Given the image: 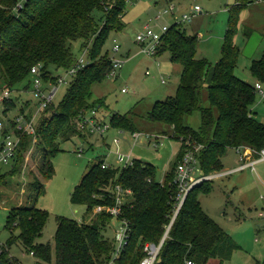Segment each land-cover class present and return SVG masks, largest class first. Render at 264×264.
Here are the masks:
<instances>
[{
	"label": "trees",
	"instance_id": "trees-1",
	"mask_svg": "<svg viewBox=\"0 0 264 264\" xmlns=\"http://www.w3.org/2000/svg\"><path fill=\"white\" fill-rule=\"evenodd\" d=\"M20 1L0 0V90L5 87L16 90L36 64L40 65L44 81L55 82L51 68L67 69L76 62L71 51L73 41L80 40L86 55L85 65L73 74L63 98L56 105L50 103L38 118L36 144L42 150L38 170L49 178L53 174L50 156L57 150L58 139L66 140L73 133H79L74 120L82 110L95 104L89 102L92 84L101 82L112 69V58L101 54V46L107 30L122 28L128 0ZM253 1L237 0L229 9V25L220 57L212 66L206 58L197 56L196 34H185L180 23H172L162 34L156 54L169 51L171 60L179 61L182 69L174 96L156 100L148 118L172 126V137L181 142L180 154L162 183L155 180L150 163L132 159V164L125 167L102 168L104 159L96 157L74 186L70 201L84 204L86 214H90L96 205L112 202L115 184L129 188L130 199L117 217L126 220L130 228L128 237L118 255L112 258L113 241L103 234L112 218L110 215L96 213L90 222L57 216L53 243L55 264H140L146 254L144 244L158 243L173 216L178 194L174 174L187 140L202 145L197 155L198 167L205 174L221 169V158L228 148L239 145L255 151L264 148V122L251 109L256 96L254 85L234 73L240 52L234 40L239 13ZM111 2L113 6L104 10L103 6ZM96 11L100 14L95 15ZM249 71L255 81L264 82V58L251 60ZM29 86L28 79L24 88ZM203 89L209 103L206 107L200 106ZM4 105V112H10L15 102L10 98ZM196 110L200 114L198 130L183 123L184 116ZM110 125L134 130L127 114H112ZM30 139L23 136L15 163L7 171L0 169V185L5 184L6 177L20 174ZM209 182L203 181L188 191L154 264H184L186 260L206 264L210 258H217L221 263L222 257L229 255L233 244L228 233L202 209L197 199L198 192L210 190ZM39 183L33 177V184L38 187ZM47 216V211L35 204L11 207L5 227L10 232L17 230V234L2 246L0 258L7 264L18 262L8 257V252L12 243L19 242L35 257V264H50L51 243L36 242Z\"/></svg>",
	"mask_w": 264,
	"mask_h": 264
},
{
	"label": "rangeland",
	"instance_id": "rangeland-1",
	"mask_svg": "<svg viewBox=\"0 0 264 264\" xmlns=\"http://www.w3.org/2000/svg\"><path fill=\"white\" fill-rule=\"evenodd\" d=\"M236 2L237 0L126 1L122 28L107 30L101 46L102 55L120 59L122 63L114 75H108L101 82L92 84L89 102H94L95 106L85 109L88 117L91 116V110H95V120L100 122L101 128L104 124L108 128L104 129L102 134L87 130L75 132L66 140L58 139L57 150L50 156L53 174L49 178L44 177L38 170L42 158L41 147L37 144L32 147L24 174L6 177L5 184L0 185L2 245L17 234V230L10 232L5 227L10 208L20 204H35L48 213L36 242L51 243L50 264H55L53 243L56 217L65 216L78 222H90L96 214L94 209L90 214H86L85 205L72 203L70 194L98 156L112 167H123L116 159L117 153L128 154L130 159L150 163L155 180L161 183L164 181L165 174L180 154L181 142L172 137L173 128L170 124L151 121L148 113L156 100L174 96L182 66L179 61L171 60L167 50L152 56L142 52L135 36L145 25L160 32L163 25L170 26L175 22V16L180 19L182 14L189 13L194 5H198L200 12L181 23V27L187 35L196 34L197 56L206 58L212 66L220 57L223 37L229 25V9ZM169 4L175 7L173 15L167 13L158 16ZM20 5L18 3V6ZM96 14L100 13L96 11ZM115 43L119 45L117 51L113 50ZM235 43L240 51L234 69L235 75L253 84L255 78L249 71L250 61L264 58V1H253L240 10ZM71 51L76 60H86L80 40L71 42ZM51 72L55 76L65 78L57 87L53 99L56 105L63 98L74 75H68L67 69L64 68H51ZM28 79L17 85L16 89H23ZM261 86L264 89V82H261ZM31 90L32 87H29L20 93L16 90L11 92L15 107L9 112L10 115H15L26 103H29V106L25 108L35 112L38 99ZM208 105L207 92L203 89L200 106ZM251 109L254 115L264 122V98L258 93ZM214 111L216 114L217 111ZM112 114H127L133 125L132 131L138 132L139 138L135 140L131 130L112 127ZM78 116L74 120L76 129ZM183 123L198 130L199 112L196 110L185 115ZM114 139H118V143H115ZM199 152L200 150H197L195 154L197 160ZM238 157L234 148H228L221 158V169L206 174L221 173L237 167ZM7 167L0 169L4 172ZM33 177L40 182L38 187L33 184ZM210 180V190L198 192L197 199L202 209L228 233L233 248L229 255L222 257L221 263L217 258H210L206 264H264V160L258 161L253 170L246 167L240 171L215 176ZM119 226L118 220L112 217L103 234L113 241L115 230H119ZM113 244L115 245L114 241ZM9 256L16 257L22 264H34V257L19 242L10 245Z\"/></svg>",
	"mask_w": 264,
	"mask_h": 264
},
{
	"label": "built area",
	"instance_id": "built-area-1",
	"mask_svg": "<svg viewBox=\"0 0 264 264\" xmlns=\"http://www.w3.org/2000/svg\"><path fill=\"white\" fill-rule=\"evenodd\" d=\"M256 2L264 1V0H255ZM113 6V3H108L103 6L104 10H108ZM174 5L169 4L166 8L161 10L158 14H167L171 13L173 15ZM200 12V7L198 5H194L189 13H184L181 15L180 19L174 17V23H183L186 20H189L196 14ZM169 26L163 25L161 31H155L149 25H145L139 33L136 34L135 40L137 43L141 45L142 52L146 53L147 55H156L157 47L159 46L160 39L162 34L168 29ZM115 41V40H114ZM119 49L118 44L113 45V50L117 51ZM112 69L108 75H114L117 68L120 67L122 61L120 59L112 58ZM86 63V60L80 58L77 59L76 62L67 68V74L73 75L78 69L82 68ZM148 74L149 72L146 71ZM107 75V76H108ZM29 87H32V92L34 96L38 99V105L35 112L32 113L31 110L25 108L29 106V103H26L25 107H22V111H18L15 115H10L9 111L4 112L5 105L4 102L11 98V92L14 89H9L7 87L2 88L0 90V105L2 109L0 110V167L8 166L10 167L12 164L15 163L16 152L18 151L19 145L21 143L23 136H30V148L24 153L23 163L20 174H24V169L26 164L29 160V156L32 150V147L37 142V134H36V126L38 122V117L41 115V112L53 102V99L56 95L57 87L60 83L65 81V78L62 76H56V81L51 82L44 81L41 71L40 65L36 64L33 65L29 70ZM163 81V80H162ZM256 93L260 95L261 98H264V89H262L261 83L259 81H255L253 83ZM28 87V88H29ZM27 88H23L21 90H17L18 93L21 91H25ZM79 113V120L77 124V129L79 131H89L94 132L97 131L98 133L102 134L104 129H107V125H103V128L100 126V122L95 120V110H91V116L88 117L86 115V110H82ZM132 137L139 138V133L133 131L131 133ZM115 143H118V139H114ZM186 148L179 160V163L176 165L175 174H174V182L178 187V194H177V204L174 210L173 216L169 224L167 225L165 232L158 243H150L147 242L144 244L143 250L145 251V256L141 259L140 264H154L155 258L158 254V251L161 247L162 242L164 241L165 237L167 236L168 230L170 228L171 223L173 222L186 194L188 191L195 185L214 178L215 176H219L231 171H240L246 167L254 169V165L258 161L264 160V148L260 149L259 151H255L252 148L246 145H239L235 147L236 153L238 154V161L239 164L237 167L223 171L221 173H210L205 174L203 173L198 167V160L196 158L197 150L202 148V145L199 143H193L187 140ZM80 150V149H79ZM116 159L118 163H122L123 167L132 164V159L130 156L123 155L117 153ZM101 167H110V165L103 162ZM132 192L129 188H124L119 184H115L112 189V202L110 204H103V205H96L94 209V213H105L110 215L113 218H116L120 215L122 206L126 203L131 196ZM259 215H262L259 213ZM118 220V219H117ZM119 230H115V234L113 237L114 251L112 253V258L116 257L119 251L122 249L126 242V238L128 237L130 228L125 219H119ZM2 244L0 243V253L2 251ZM32 254V253H30ZM12 264H20L19 262H12ZM184 264H193L192 261L186 260Z\"/></svg>",
	"mask_w": 264,
	"mask_h": 264
},
{
	"label": "crops",
	"instance_id": "crops-1",
	"mask_svg": "<svg viewBox=\"0 0 264 264\" xmlns=\"http://www.w3.org/2000/svg\"><path fill=\"white\" fill-rule=\"evenodd\" d=\"M113 40H115V39H113ZM234 40H235V37H234ZM252 60H254V59H252ZM235 73V72H234ZM30 254V253H29ZM31 256H33L32 254H30ZM12 257H14V256H12ZM34 257V256H33ZM14 258H16V257H14ZM17 259V258H16ZM18 260V259H17ZM35 261H36V259H35V257H34V264H35ZM18 262H20L19 260H18ZM21 263V262H20ZM22 264V263H21Z\"/></svg>",
	"mask_w": 264,
	"mask_h": 264
},
{
	"label": "water",
	"instance_id": "water-1",
	"mask_svg": "<svg viewBox=\"0 0 264 264\" xmlns=\"http://www.w3.org/2000/svg\"><path fill=\"white\" fill-rule=\"evenodd\" d=\"M0 264H7L0 258Z\"/></svg>",
	"mask_w": 264,
	"mask_h": 264
}]
</instances>
